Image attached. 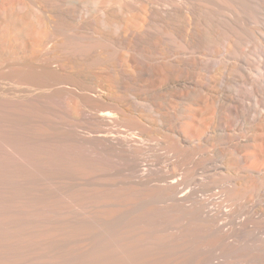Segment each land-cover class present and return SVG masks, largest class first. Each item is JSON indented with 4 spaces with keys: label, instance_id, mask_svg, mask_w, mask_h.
Returning a JSON list of instances; mask_svg holds the SVG:
<instances>
[{
    "label": "bare ground",
    "instance_id": "obj_1",
    "mask_svg": "<svg viewBox=\"0 0 264 264\" xmlns=\"http://www.w3.org/2000/svg\"><path fill=\"white\" fill-rule=\"evenodd\" d=\"M0 264H264V0H0Z\"/></svg>",
    "mask_w": 264,
    "mask_h": 264
}]
</instances>
